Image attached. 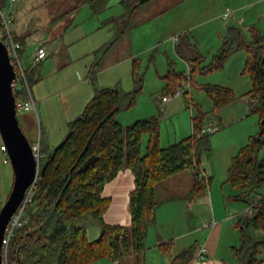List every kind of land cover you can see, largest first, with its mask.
I'll list each match as a JSON object with an SVG mask.
<instances>
[{
	"label": "trees",
	"instance_id": "16d2710c",
	"mask_svg": "<svg viewBox=\"0 0 264 264\" xmlns=\"http://www.w3.org/2000/svg\"><path fill=\"white\" fill-rule=\"evenodd\" d=\"M148 1L121 0L124 7L121 17L132 16L139 3ZM108 2L83 0L58 18L76 13L86 3L98 12L105 9ZM4 6L6 0H0V8ZM115 19L112 18V21ZM3 31L0 15V33ZM230 34L234 37H230V42L225 41L209 69L199 64L202 61L201 53L194 55L190 52L188 56L179 52L190 64L191 74L187 76L183 72L170 70L165 76L168 84L163 95L176 94L178 87L186 85V79L193 78L198 66L202 72L221 68L230 53L238 49L246 51L244 73L249 74L253 82L254 111L260 117V131L249 137L248 143L233 157L228 169L227 180L237 190L231 198L246 201L252 210L251 214L239 217L236 226L240 234L239 245L232 246V250L239 264H264L261 258L264 250V194L260 191L264 185V158H259V151L264 148V34L255 31L253 40H247L236 27L229 28ZM183 35L189 33L180 37ZM4 37L1 39L5 42ZM14 38L21 43L19 56L22 57L27 37ZM106 50L107 47H102L96 51L94 76L99 71L100 60ZM134 64L136 66L137 62ZM13 65L18 78L19 69L15 63ZM25 74L26 81L22 80L21 88L13 89L17 102L28 97L27 85L32 90V85L42 79L37 67H30ZM134 79L135 88L130 92H124L119 86L97 87L83 111L69 122L71 135L58 150L56 147L46 149L41 140V149L46 154L43 166L47 164V168L38 176L32 203L24 216L26 223L14 230L4 262L6 259L7 264H20V261L22 264H91L109 259L117 264H145L149 228L161 203L158 186L169 177L187 170L193 172L192 192L208 186L209 178L201 170V156L205 151L211 152V134L198 135L206 126L207 113L200 107L199 114L192 116L193 133L162 146L157 117L140 119L127 126L117 120L121 108L132 107L142 91L144 78L134 72ZM199 88L212 99V112L218 117L222 108L237 99L233 89L227 86L207 84ZM144 134L149 135L145 152L142 151ZM30 142L33 144V141ZM94 155L97 160L88 169L80 171V167ZM126 168L132 169L135 174V188L130 193L132 221L129 226L109 224L104 219L110 202L109 198L103 196L104 186ZM70 171L72 180L57 209L42 229L30 234L47 219L70 178ZM89 216L101 228L95 240L88 238ZM25 238V245L18 252ZM173 246V240L158 245L164 254L172 253ZM196 250L197 243H193L173 256L170 264L187 263Z\"/></svg>",
	"mask_w": 264,
	"mask_h": 264
},
{
	"label": "rangeland",
	"instance_id": "374dc122",
	"mask_svg": "<svg viewBox=\"0 0 264 264\" xmlns=\"http://www.w3.org/2000/svg\"><path fill=\"white\" fill-rule=\"evenodd\" d=\"M82 1L18 0L11 3L6 0V6L3 7L5 13H11L9 17L14 21L12 33L27 37L21 57L23 68L28 70L32 66L37 67L42 76L40 81L32 85L37 99L40 100L41 97L37 108L18 112L20 125L28 139L36 143L39 138L41 142L47 130L51 134L50 148L53 149L68 134L70 119L76 118L94 96L90 97V90L86 92L87 85L93 87L94 93L99 86H119L124 92H130L135 88L134 72H138L144 78L142 91L132 107L121 108L117 120L127 126L140 119L157 117L160 121L161 143L167 146L177 130L181 134H188L186 136L193 133L192 115L197 116L201 107L203 112L207 113L206 124L212 122L218 129L211 134V152L205 151L201 156V167L206 170V176L210 177V172L215 176L211 186L207 187V193L217 199L226 196L230 206H243L249 212L251 206L246 201H234L229 198L234 196L237 190L227 181L226 167L228 156L235 152L237 154L240 148L248 143L249 137L257 135L260 131L259 114L248 103L252 99L253 82L250 75L244 73L246 51L238 49L230 53L221 68L202 72L198 66L193 72V78L186 79V85L178 87L179 95L175 94L167 103L162 101L168 84V78L165 76L169 74V70L174 69L187 76L191 74L190 64L180 53L188 56L189 52L194 55L201 53L202 61L199 64L209 69L225 41L230 42V37H234L229 35L230 27L240 26L246 39L253 40L252 32L234 20L233 6L240 0H218L214 5V12L217 14L221 7L224 11L229 8L230 17L219 16L213 22L196 26L188 32L190 41L187 40L188 35L182 36V42L180 40L177 45L178 50L173 40V34L180 30L177 26L179 23H175L178 21V12L169 7L177 0H150L144 4L139 3L132 16L126 18L121 17L124 7L119 0H109L107 7L98 12L86 3L80 6L76 13L58 18ZM112 18L116 19L112 21ZM198 20L199 18L185 16V24L189 23L190 26L197 24ZM30 37L63 39L57 44H47L49 54L38 65L32 64V55L36 53L40 43L31 45ZM107 37L110 38L107 40ZM48 41L43 39V42ZM94 46L96 48H93ZM102 47H107L108 52L101 57L99 71L94 76L95 50ZM65 64L67 65L64 66ZM17 84L21 88L22 81L18 79ZM207 84L230 87L237 97L231 105L220 110L219 117L212 112V99L205 90L199 88ZM245 97L248 101L244 100ZM86 98L90 99L83 105ZM29 112L34 114L33 128L25 119L26 113ZM148 138V134L143 135V151L146 149ZM2 144L4 143L0 134L1 207L14 183L12 163L9 155L6 156L2 151ZM7 157L9 162L5 163L4 159ZM259 158H264V148L259 151ZM163 185L165 193L159 192V196L165 200L171 193L166 188L165 181ZM260 191L264 194V185ZM183 204L181 202V205ZM96 223L93 217L89 216L88 227L92 228ZM236 231L238 233L237 229ZM261 258L264 259V250ZM235 263L239 264L237 259Z\"/></svg>",
	"mask_w": 264,
	"mask_h": 264
},
{
	"label": "crops",
	"instance_id": "0c3cea01",
	"mask_svg": "<svg viewBox=\"0 0 264 264\" xmlns=\"http://www.w3.org/2000/svg\"><path fill=\"white\" fill-rule=\"evenodd\" d=\"M217 3L218 0H177L175 3L169 6L172 7L175 12H178V21L175 23H179L177 26L180 27V30H177L178 33L173 34V40L176 45V49L178 48L177 45L180 40L181 42L183 40L182 37H180L182 34L188 33L196 26H202L213 22L218 19L219 16H223V18H225L224 14L226 11H224L222 7L218 10L217 14L214 12V5ZM233 7L234 20L237 21V23L240 25H245V28L249 29L252 34L255 31H258L262 34L264 33V0H240V2L234 4ZM10 14L11 13H9V15ZM176 16L174 17L173 21H175ZM185 16L190 18H199V20L197 21V24L190 26L188 25L189 23L185 24ZM228 17H230V15ZM233 27L240 29L244 33V30L240 28V26ZM13 36L20 37L23 35L13 33ZM189 36L190 35H188L187 38L188 41L191 39ZM109 38L110 37H107L106 39L108 40ZM30 39H32L31 45L42 43L48 46L50 43H60L63 37H30ZM43 39L49 41L43 42ZM37 41L39 42L36 43ZM93 48L96 47L94 46ZM98 49L100 48H97V50ZM107 52H105V54H107ZM89 90L90 97L95 95L94 89L91 85H87L86 92ZM32 92L37 108L39 104L38 101H41V97L40 100L37 99V95L34 93L33 87ZM89 99L90 98H86L83 105H85L86 101ZM244 100L248 101V98L245 97ZM251 100H249L248 103L251 104L252 109L254 110L255 100L253 96ZM226 107L222 108V110ZM25 119L28 125L33 128L35 123L34 114L30 112L26 113ZM40 133L42 134V131ZM184 133L181 134L177 130L174 136L169 139V143L188 137L186 136L188 134L185 135ZM51 139L50 132H47L46 130V132H44L42 141L43 146L46 149H51ZM235 153H232L228 156L229 162L228 164L226 163L227 178L228 169L231 165L233 157L236 155ZM205 171L206 170H204V172ZM210 174V177L207 176L209 178L208 186H211L213 179H215L213 172H210ZM164 181L167 184L166 188L171 193L165 199L166 201L163 200V198L160 199L159 196V192L165 193V185H163ZM164 181L158 186V198L161 203L156 210L154 222L149 228L147 237V250L145 252V264H170L173 256H176L184 248L192 245L193 243H197V250L194 254V257L185 264H236V258L234 257L232 250V246L239 244L238 236L240 234L239 232L236 233V226L239 222V217L249 213L248 210H246L245 207L239 205L230 206L231 203L226 201L225 195L223 199H217L212 194H208V186L204 187L200 191L192 192L194 182L193 172L191 170L180 172ZM134 188L135 174L130 168L121 170L114 179L105 184L103 196L110 199L108 207L104 213V219L107 223L124 226H129L131 224L132 215L130 211V193L132 190H134ZM210 189L212 192V187ZM231 197L232 196H229L230 199ZM181 202L184 204L181 205ZM235 221H237V223H235ZM96 224H94L92 228L88 227V238L90 240H95L100 235L101 228L98 223ZM170 240L174 241L172 253H162L158 245ZM201 249H203V258L198 256ZM91 264L117 263H113L109 259H101Z\"/></svg>",
	"mask_w": 264,
	"mask_h": 264
},
{
	"label": "water",
	"instance_id": "95a60500",
	"mask_svg": "<svg viewBox=\"0 0 264 264\" xmlns=\"http://www.w3.org/2000/svg\"><path fill=\"white\" fill-rule=\"evenodd\" d=\"M15 79V67L9 56L7 45L0 37V134L4 145L7 147V153L14 170V183L12 190L5 203L0 208V264L4 263L3 242L7 226L23 201L26 191L34 184L38 176L37 160L33 153L32 143L23 131L18 119L16 99L12 86ZM70 135L71 132H68L66 137L56 146L55 149L58 150L63 146ZM96 160V155L90 157L79 170L84 171L88 169ZM46 168L47 164L41 168L40 174H43L46 171ZM71 180L72 171H70V178L60 193L47 219L37 229L30 231V234L42 229L50 220ZM25 242L26 238L18 248V252L20 248L25 245ZM20 264H22L21 261Z\"/></svg>",
	"mask_w": 264,
	"mask_h": 264
},
{
	"label": "built area",
	"instance_id": "2783aa9c",
	"mask_svg": "<svg viewBox=\"0 0 264 264\" xmlns=\"http://www.w3.org/2000/svg\"><path fill=\"white\" fill-rule=\"evenodd\" d=\"M17 0H10L11 3L15 2ZM0 15L2 18V25L4 27V31L0 33V37H4L6 39L5 43L7 45L8 48V52H9V56L11 58L12 63H15L16 66L19 69V73H20V77L17 78L13 81L12 86L13 89L15 90H19L20 87L17 84V80L20 79L25 80L26 81V74H25V69L23 68L22 65V61H21V57L19 56V50L21 48V43L17 40H15L13 33H12V28H13V20L12 18L9 17V14L5 13L3 9L0 8ZM230 15V9H226V12L224 14V17H228ZM177 39V37H176ZM49 54V51L47 49V46L44 44H40L39 48L37 49L36 53L34 55H32V62L33 64H37L42 62ZM27 92H28V97L26 99L20 100L19 102L16 101V109H17V114L18 112H27V111H31L36 109V101L34 99L33 96V92L30 88V86L27 85ZM176 94H180V92L176 93ZM175 96V94H167V95H163L162 96V101L167 103L171 98H173ZM218 129L217 127H215L213 125V123H208L206 124V126L203 128V130L201 132L198 133L199 136H203L205 134H212L214 132H216ZM32 148H33V153L34 156L37 160V170H38V176L40 174V170L43 167V159L45 158L46 154L42 151L41 149V142L40 139L38 138V141L32 144ZM1 149L3 152H5V155L8 156L7 153V147L2 144ZM4 162L7 163L9 162L8 157L4 159ZM201 170L203 172V174L205 175L204 169ZM37 176V179H38ZM37 179L35 180L34 184L28 188V190L26 191L25 197L23 199V201L21 202L20 206L18 207L17 211L15 212V214L12 216L7 229H6V234H5V238H4V242H3V255H5V257L7 256V252H8V246H9V242L13 236L14 230L16 228L22 227L25 223H26V219L24 218L26 210L28 208V206L32 203L33 200V196L35 193V184L37 182ZM251 213L252 210L250 209ZM249 211V212H250ZM200 258H203V249H201L199 251V255ZM3 264H7V260L5 259V262Z\"/></svg>",
	"mask_w": 264,
	"mask_h": 264
}]
</instances>
